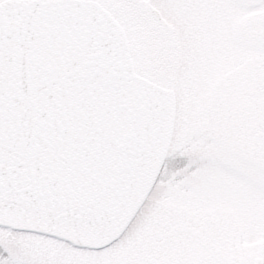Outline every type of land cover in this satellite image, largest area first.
Returning <instances> with one entry per match:
<instances>
[{
	"label": "snow or ice",
	"instance_id": "1",
	"mask_svg": "<svg viewBox=\"0 0 264 264\" xmlns=\"http://www.w3.org/2000/svg\"><path fill=\"white\" fill-rule=\"evenodd\" d=\"M0 264H264V0H0Z\"/></svg>",
	"mask_w": 264,
	"mask_h": 264
}]
</instances>
